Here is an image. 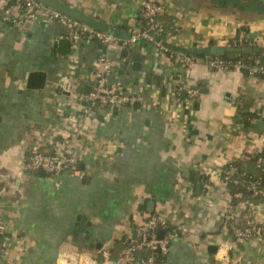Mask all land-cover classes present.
I'll list each match as a JSON object with an SVG mask.
<instances>
[{
	"label": "crops",
	"instance_id": "crops-1",
	"mask_svg": "<svg viewBox=\"0 0 264 264\" xmlns=\"http://www.w3.org/2000/svg\"><path fill=\"white\" fill-rule=\"evenodd\" d=\"M59 1L127 32L141 30L143 0ZM155 1L166 8L162 41L205 48L241 40L264 48L260 2ZM62 35L56 24L4 22L0 8V223L7 228L0 235V264H111L103 253L115 261L125 238L153 214L186 229L171 241L165 264H211V246L217 247L215 264L222 253L230 264H264L256 240L237 241L228 232L243 227L244 216L241 201L233 203L221 181L231 168L257 173L258 158L264 166V78L211 69L206 58L188 66L184 55L142 42L107 53L114 83L141 100L88 123L76 137L83 148L75 169L41 177L29 170L27 157L38 147L51 153L49 131H69L80 122L73 123L62 79L69 73L81 92H89L92 83L84 77L105 52L82 42L72 68L71 52L55 46ZM257 57L264 61V53ZM32 71L46 74L44 89H26ZM263 205L255 214L259 222Z\"/></svg>",
	"mask_w": 264,
	"mask_h": 264
},
{
	"label": "built area",
	"instance_id": "built-area-1",
	"mask_svg": "<svg viewBox=\"0 0 264 264\" xmlns=\"http://www.w3.org/2000/svg\"><path fill=\"white\" fill-rule=\"evenodd\" d=\"M0 8L1 19L18 28L23 27L27 22L30 24L32 22H41L48 25L56 24L61 26L63 29L61 38H65L70 42L72 68L77 61L76 52L80 43H96L105 50L95 62L90 75L84 77L85 80L92 83V88L88 93L80 91L78 81H72L69 73L62 79L64 85L61 86V92L68 93L66 106L71 109L73 123L77 122V118L80 117L78 125L62 133L49 131L46 143L49 142L48 144L52 147L51 153H44L41 151V147H38L26 159V165L29 170L42 169L48 177L67 173L71 169H75L77 165L83 145L81 143L82 140H77L76 137L86 130L88 123L95 121L98 115L106 119L109 115L108 109L130 107L141 100V95L139 94L128 95L120 83H107V76L114 72V66L107 53L120 52L140 42L154 46L158 52H165L166 50L162 48L160 42L154 40L146 29L129 30L130 38L121 41L114 38L109 32H100L89 28L60 12L41 5L35 0H2ZM140 10L145 27L152 30L154 35L160 37L163 33V27L159 18L166 12L165 5L155 0H143L140 4ZM160 40L162 41V39ZM182 61L185 65L190 66L196 60L194 57L184 56ZM206 61L211 69L236 70L248 76L264 78V61L260 57L242 58L234 63L211 57L207 58ZM180 90L179 88L173 91L175 97L179 96ZM195 94V92H191L192 96ZM83 101H89L91 105L88 107L82 106L80 102ZM261 164L262 159H257V167H260ZM221 181L227 185L228 177L223 175ZM242 184H245L247 190L250 191L251 198H261L264 201V190L260 188L258 180H247L243 181ZM56 186L58 185L56 184ZM239 207L244 216V225L241 228L232 226L228 232L237 241L254 239L264 250V221L259 222L255 219V214L258 211L257 206L252 200H241ZM134 231V237L128 235L125 238V248L120 252L117 259L110 261L108 259L109 252L105 251L103 253L105 261L111 262V264H157L156 254L166 256L171 241L185 235L186 229L179 227L160 214H153L146 216L137 224ZM159 231H163L161 238L157 237ZM6 232V226L0 223V235ZM143 250H147L149 255L147 257H137V253ZM218 261L219 264H230V259L226 253H222ZM64 263L73 264L70 260H65Z\"/></svg>",
	"mask_w": 264,
	"mask_h": 264
},
{
	"label": "water",
	"instance_id": "water-1",
	"mask_svg": "<svg viewBox=\"0 0 264 264\" xmlns=\"http://www.w3.org/2000/svg\"><path fill=\"white\" fill-rule=\"evenodd\" d=\"M41 5L48 7L54 11L60 12L61 14L67 16L68 18L77 21L89 28H92L96 31L100 32H109L111 35L118 39V40H128L130 38V33L122 30L116 25L113 24H108L103 21L94 19L92 17H89L81 12H78L71 7L65 5L59 0H35ZM250 2H260L264 6V0H250ZM30 23L27 22L24 24V28H27V26ZM146 30H148V33L153 36L154 40L156 42H160L161 46L163 49L166 51H170L173 53H178L180 55L188 56V57H196V56H217L221 54H244V55H252V54H258V53H264V48H259V47H254V46H231L228 44V41L220 43V45H212L209 47L205 48H190V47H180L176 45H172L168 42L161 41L160 37L157 35H154L152 30H150L148 27H145ZM56 47H58L63 54H69L70 53V42L69 40L63 38L59 40L56 44ZM107 83L112 84L114 83V75L110 74L107 76ZM46 84V74L41 71H32L28 73L27 78H26V89L30 90H42L44 89ZM88 89L86 88V91H83V93H88ZM65 96H68V93L62 92ZM82 106H89L91 105V102L89 101H83L80 102ZM134 107L137 106V103L133 104ZM98 120L102 121L103 118L101 115H98L96 117ZM36 174L41 176V177H46L48 176L42 169H37ZM200 179V178H198ZM196 194H199L200 190V185H196ZM153 206V203H149V210H151ZM262 210H264V205L262 207ZM264 214V211H262ZM132 235H135V231L132 232ZM163 236V231H159L157 234L158 238H161ZM209 253L211 254V257L209 258V262L211 264H215L214 262V254L216 253L217 247L216 246H211L209 247Z\"/></svg>",
	"mask_w": 264,
	"mask_h": 264
},
{
	"label": "trees",
	"instance_id": "trees-1",
	"mask_svg": "<svg viewBox=\"0 0 264 264\" xmlns=\"http://www.w3.org/2000/svg\"><path fill=\"white\" fill-rule=\"evenodd\" d=\"M160 18H159V21H160ZM142 21L143 22L141 25V30H144L145 29V23H144V20H142ZM160 23L162 24L161 21H160ZM166 34H167V31L163 25V33L160 35V39H164ZM243 44L244 43L241 42V40L240 41L235 40V41H233L232 46L238 47V46H242ZM209 57L219 58L223 61L234 63V62H236L242 58L246 59V58H250V57H257V54L244 55V54L239 53V54H221V55H217V56H204V55H202V56H196V57H194V59L195 60L204 59V58L207 59ZM93 108H95V107H93ZM256 161H257V159L254 161V165H256ZM262 164L260 165V167H256L257 173H252V172L241 173L240 171L236 172L232 168L224 171L223 175L228 177L227 188L230 190L233 203H236L239 200L240 201L241 200H252L253 203L256 206H258V204H260L262 202L261 198H251L250 191L247 190V187L245 184H242L243 181H247V180L257 181L258 180L260 188L264 190V166ZM240 227H242V226H240ZM148 255H149V253L147 250H143V251H140L137 253V257H147ZM155 259H156L157 264H165V256H162L160 254H156Z\"/></svg>",
	"mask_w": 264,
	"mask_h": 264
}]
</instances>
